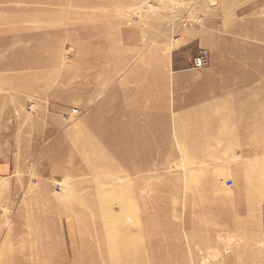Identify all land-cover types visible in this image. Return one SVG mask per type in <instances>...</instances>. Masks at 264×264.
Instances as JSON below:
<instances>
[{
	"label": "rangeland",
	"instance_id": "374dc122",
	"mask_svg": "<svg viewBox=\"0 0 264 264\" xmlns=\"http://www.w3.org/2000/svg\"><path fill=\"white\" fill-rule=\"evenodd\" d=\"M135 262L264 264V0H0V264Z\"/></svg>",
	"mask_w": 264,
	"mask_h": 264
},
{
	"label": "crops",
	"instance_id": "0c3cea01",
	"mask_svg": "<svg viewBox=\"0 0 264 264\" xmlns=\"http://www.w3.org/2000/svg\"><path fill=\"white\" fill-rule=\"evenodd\" d=\"M206 79H213V77H208V76H185V77H181V78H175L174 80L176 81L175 84L178 85H185V84H189V83H196L199 84L200 82H204ZM200 87H185L182 88V90L185 89H199Z\"/></svg>",
	"mask_w": 264,
	"mask_h": 264
},
{
	"label": "built area",
	"instance_id": "2783aa9c",
	"mask_svg": "<svg viewBox=\"0 0 264 264\" xmlns=\"http://www.w3.org/2000/svg\"><path fill=\"white\" fill-rule=\"evenodd\" d=\"M211 61V55L209 54L208 50L201 49L199 53L194 57L192 61V67L195 69H199L208 65Z\"/></svg>",
	"mask_w": 264,
	"mask_h": 264
},
{
	"label": "bare ground",
	"instance_id": "6f19581e",
	"mask_svg": "<svg viewBox=\"0 0 264 264\" xmlns=\"http://www.w3.org/2000/svg\"><path fill=\"white\" fill-rule=\"evenodd\" d=\"M220 134H222V133L220 132ZM220 134L217 135L216 138L213 137V139H217L218 137H222L223 134H222V135H220ZM211 135H212V134H211ZM213 135H214V134H213ZM213 135H212V136H213ZM226 135H227V134H226ZM208 138H209V137H208ZM217 141H218V140H217ZM136 258H137V257H136ZM110 259H111V258H110ZM136 261H137V260H136ZM129 264H130V263H129ZM135 264H137V263L135 262Z\"/></svg>",
	"mask_w": 264,
	"mask_h": 264
}]
</instances>
